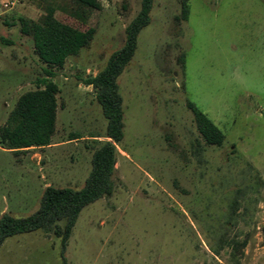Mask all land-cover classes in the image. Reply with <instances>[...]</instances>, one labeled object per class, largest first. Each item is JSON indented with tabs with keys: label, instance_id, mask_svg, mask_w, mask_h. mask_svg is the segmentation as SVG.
Wrapping results in <instances>:
<instances>
[{
	"label": "rangeland",
	"instance_id": "374dc122",
	"mask_svg": "<svg viewBox=\"0 0 264 264\" xmlns=\"http://www.w3.org/2000/svg\"><path fill=\"white\" fill-rule=\"evenodd\" d=\"M0 0V128L47 68L19 18L46 7L87 30L92 43L55 71L57 131L50 146L15 153L0 145V219L35 214L48 187L81 190L94 153L109 140L96 92L83 82L120 50L141 0ZM155 0L151 24L118 80L124 140L115 190L87 206L67 244L68 264H264V0ZM185 55L184 67L180 58ZM192 103L223 132L200 135ZM64 227V223H60ZM246 246L242 248V244ZM61 239L35 231L7 239L0 264H62Z\"/></svg>",
	"mask_w": 264,
	"mask_h": 264
},
{
	"label": "trees",
	"instance_id": "16d2710c",
	"mask_svg": "<svg viewBox=\"0 0 264 264\" xmlns=\"http://www.w3.org/2000/svg\"><path fill=\"white\" fill-rule=\"evenodd\" d=\"M95 9L102 10L99 0H76ZM155 0H141L136 17L126 28L124 46L116 51L96 76L84 80L96 92L97 102L107 120L106 138L109 140L98 149L92 159V170L84 188L48 187L42 196L38 211L27 218H15L5 214L0 219V248L3 243L17 235L35 231H54L61 239L62 264H68L65 253L72 231L81 212L89 205L111 197L115 186L113 176L116 172L117 145L124 140V106L118 80L132 62L139 44L141 32L152 21L151 13ZM190 0H181V16L177 20L187 21ZM20 31L33 41L34 53L46 65V77L40 81L36 90L20 96L6 123L0 128V145L3 149L19 153L32 148H45L51 145L57 131L58 85L50 80L55 71L64 68L68 58L78 56L94 40L96 30L79 29L56 16V9L48 6L38 21L19 18ZM4 44L10 41L0 37ZM183 54L180 63L184 67ZM188 108L194 115L196 127L209 146L221 147L225 141L223 132L192 103ZM64 227H60V223ZM246 243L242 244V248Z\"/></svg>",
	"mask_w": 264,
	"mask_h": 264
},
{
	"label": "built area",
	"instance_id": "2783aa9c",
	"mask_svg": "<svg viewBox=\"0 0 264 264\" xmlns=\"http://www.w3.org/2000/svg\"><path fill=\"white\" fill-rule=\"evenodd\" d=\"M19 1L20 0H8L3 4V8L5 10H11L19 3Z\"/></svg>",
	"mask_w": 264,
	"mask_h": 264
}]
</instances>
